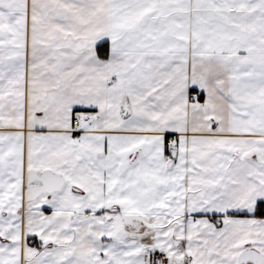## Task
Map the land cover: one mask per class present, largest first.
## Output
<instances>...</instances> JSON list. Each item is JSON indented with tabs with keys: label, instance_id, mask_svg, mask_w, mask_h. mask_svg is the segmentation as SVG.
<instances>
[{
	"label": "snow or ice",
	"instance_id": "obj_1",
	"mask_svg": "<svg viewBox=\"0 0 264 264\" xmlns=\"http://www.w3.org/2000/svg\"><path fill=\"white\" fill-rule=\"evenodd\" d=\"M0 264H264V0H0Z\"/></svg>",
	"mask_w": 264,
	"mask_h": 264
}]
</instances>
